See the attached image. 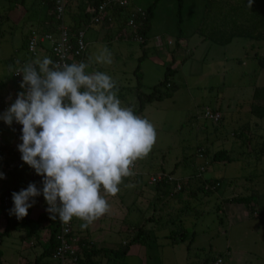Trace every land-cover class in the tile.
Listing matches in <instances>:
<instances>
[{
	"label": "rangeland",
	"instance_id": "374dc122",
	"mask_svg": "<svg viewBox=\"0 0 264 264\" xmlns=\"http://www.w3.org/2000/svg\"><path fill=\"white\" fill-rule=\"evenodd\" d=\"M18 1L0 0V82L10 77L14 58H27L23 46L34 24L25 9L31 12L36 6L32 7L35 0H23L22 5ZM153 1L131 0L133 7L142 8ZM178 2L182 10L177 25ZM208 4L158 0L144 44L131 37L127 26L122 37L112 24L82 26L86 72L108 74L123 107L136 106L137 65L140 90L145 93L171 68L167 72L171 86L161 85L162 98L146 103L137 115L154 125L156 142L146 157L134 162L138 174L123 179L128 190L122 192L121 212L110 205L86 230L72 233L73 240L84 235L97 247L114 248L134 234L128 228L144 224L151 237L132 246L121 260L125 264H215L216 258L221 259L219 264H264V119L249 112L254 89L264 86V0H253L251 7L249 0ZM178 33L183 44L176 47ZM226 38L230 40L225 42ZM105 47L112 63H97L95 57ZM206 109L217 111L219 121L205 118ZM220 149L226 150L227 159L213 160L214 151ZM200 150L206 151L204 157H199ZM0 172L5 176L0 178L1 197L12 180L8 171ZM158 172H171L177 179L193 178L198 172L201 179H216L218 185L209 194L189 195L188 190L199 184L194 178L185 190L161 196L146 184L148 176ZM232 196L250 199L229 202ZM5 226L0 210V232ZM35 228L34 222L25 229L9 225L0 243V264H35L39 257V264H60L51 256H40L49 231L37 229L40 236L35 240L31 239ZM65 264L75 263L68 258Z\"/></svg>",
	"mask_w": 264,
	"mask_h": 264
},
{
	"label": "clouds",
	"instance_id": "9594fccd",
	"mask_svg": "<svg viewBox=\"0 0 264 264\" xmlns=\"http://www.w3.org/2000/svg\"><path fill=\"white\" fill-rule=\"evenodd\" d=\"M95 59L112 63L106 47ZM87 67L49 57L26 64L20 84L26 90L0 116L9 126L22 125L21 159L43 177L42 193L31 183L12 194L10 214L17 219L25 218L33 198L43 194L53 220L58 216L67 224L77 218L82 229L89 227L110 208L101 190L115 196L123 179L134 175V162L156 142L154 125L122 106L113 79L87 73Z\"/></svg>",
	"mask_w": 264,
	"mask_h": 264
},
{
	"label": "trees",
	"instance_id": "16d2710c",
	"mask_svg": "<svg viewBox=\"0 0 264 264\" xmlns=\"http://www.w3.org/2000/svg\"><path fill=\"white\" fill-rule=\"evenodd\" d=\"M102 0H70L69 3L66 5L65 9V22L67 26L70 28V30H76L78 28H82L84 25L88 24H98L100 22L111 25L116 27V31L119 33V36L122 37V33L124 31V27H128L127 21L128 17L131 13V10L133 9V4L131 0H129L128 4L125 6H115L110 7L105 10V13L98 23H92V17L96 14V9L98 5L101 3ZM39 6H43L44 8V22L45 26L43 29H39L41 32H51L52 34L56 35V26L57 21L55 20L54 15V3L53 0H38ZM213 2V0H207V4ZM18 4L22 5L23 0H19L17 2ZM158 3V0H154L150 5H148L146 8H142L144 12V16H137L135 20V31L138 35L142 37V40L139 41V43L144 44L146 41L149 31L151 30V23L153 20L154 10L156 7V4ZM210 4H208V10L210 9ZM181 4L178 2L176 7V13L178 16L177 25L178 22L181 20ZM255 26V25H253ZM130 29V27H128ZM38 29V28H37ZM264 29V28H263ZM255 30V29H253ZM131 37L133 38V32L130 29ZM29 35V33H28ZM27 35V37H28ZM26 37V38H27ZM254 35L251 36L253 38ZM183 37L180 33L176 35V47H178L179 40H182ZM230 40V38H229ZM228 38H226L224 41H229ZM138 42V41H137ZM26 45V40L24 44V49ZM45 51H48V49L45 47ZM84 57H86V50L84 52ZM262 66H264V61L261 62ZM171 68L168 66L165 70V77L158 82L157 84H154L151 87V90L147 93L140 90V78H141V72H139V66L137 65L134 69V74L136 75V106L131 108L134 112V114L139 115L142 112V109L144 105L148 102H151L153 100H160L162 96L164 95L163 92L159 90V87L161 85H165L166 87H170L171 84L167 82V72H169ZM3 99L0 97V100ZM249 112L250 114L254 115L257 118L264 119V86L262 87H256L252 93V99L249 104ZM221 118V116H220ZM219 118V119H220ZM219 119L217 121H219ZM213 121V120H212ZM264 144V141H263ZM12 150L11 153H13V160L9 165V173L11 175V186H7L3 189V193L0 197V210L3 211L4 218L6 220V226L3 229V231L0 232V243L3 234L8 233L9 225H16V226H23L21 228L25 229L29 226V224H32L30 220H27V216L23 219H17V217L10 219V210L13 202L12 194L17 191L18 186H23L24 184H31L33 182H36L37 179L42 180L41 184H43V177L38 175L34 169H29L28 171L25 169L26 167L29 168V165L23 162L21 159V152L19 150ZM2 147H0V158L2 155ZM201 157H204L206 155L205 150H200L199 154ZM223 157H226L227 159V152L226 150L220 149L214 151L212 158L213 160H220ZM161 174L171 175V172L165 173V172H158ZM155 174V173H154ZM200 174L197 172L196 175L191 177H185V178H174L175 180L173 182H167L165 178H162L161 180L155 182L152 186L155 188L156 192L161 193V196L164 193H168L170 197L175 195L178 192H181L185 190L186 185H189L190 180H198L199 184L196 185L193 189H187L189 195H195L198 191H203L205 194H209L216 190L218 181L216 179L211 180H203L201 179ZM174 177V176H173ZM175 181L179 182L180 189L174 190V183ZM40 184V183H39ZM147 184V181H146ZM148 185V184H147ZM7 198L6 204L3 203V198ZM250 197L249 196H232L228 199L229 202H235V203H248ZM48 207V205H47ZM46 207V208H47ZM38 221H45V230L49 231V235L47 238V243L43 246V250L40 254V256L46 255V256H53V253L56 248V240H55V233L57 231V220H53L51 218V215L46 213L44 211L41 213L36 223ZM38 224H37V228ZM34 229L31 232L36 231ZM132 231L134 234L132 236H128L122 242L119 246L114 248L109 247H97L94 242H92L90 239H88L86 236H79L76 240H74V246L75 251L74 255L71 257H68L72 263L75 264H108V262L115 261V264H125L121 260L128 254L129 249L131 246L141 243H147V240L151 237V232L144 228V224L139 226H133L132 228H128V232ZM74 230L70 232V235L72 237V233ZM184 232L181 233L179 238L181 240L184 239ZM104 259V260H103ZM218 258H216L217 260ZM40 257L35 259V264L40 263ZM215 260V264H216ZM0 261H1V251H0ZM114 264V263H113Z\"/></svg>",
	"mask_w": 264,
	"mask_h": 264
},
{
	"label": "built area",
	"instance_id": "2783aa9c",
	"mask_svg": "<svg viewBox=\"0 0 264 264\" xmlns=\"http://www.w3.org/2000/svg\"><path fill=\"white\" fill-rule=\"evenodd\" d=\"M70 0H53L54 3V15L57 21L56 35L51 32H41L37 29H31L29 35L26 38L27 58L20 60L16 67L12 71V84L9 86L8 93L0 100V115H3L12 103L15 102L17 94L25 91L20 84L23 80L22 70L26 64L34 63L35 60H39L40 52L48 49L50 58L54 62L60 64H73V63H85L84 52L86 50V42L84 40V31L82 28L76 30H70L65 22V9ZM129 0H102L96 9V14L92 17V23H98L102 19L105 10L115 6H125ZM137 16H144L143 9L140 7H133L128 17L127 25L133 32V39L135 41H141L142 37L135 31V20ZM203 116L209 120L217 121L220 118V114L217 111L206 109L203 112ZM19 123L13 121V126L18 127ZM201 157V155H199ZM135 165L132 168L134 175L125 177V179L136 176L138 173L135 171ZM202 170V168H200ZM165 178L167 182H173L175 179L171 175L156 173L150 174L147 178V184L152 185L155 182ZM180 184L175 181L174 190H179ZM7 198H3V203L6 204ZM49 207V205H48ZM47 207V208H48ZM45 209L46 213L49 214ZM57 231L55 233L56 248L52 258L60 261V264H65L68 257L74 255L75 246L74 240L70 235L73 229L72 221L70 223H63L57 216ZM221 259L216 260V264H219Z\"/></svg>",
	"mask_w": 264,
	"mask_h": 264
},
{
	"label": "crops",
	"instance_id": "0c3cea01",
	"mask_svg": "<svg viewBox=\"0 0 264 264\" xmlns=\"http://www.w3.org/2000/svg\"><path fill=\"white\" fill-rule=\"evenodd\" d=\"M34 5L36 6V9H33V11H31V12H29V10L27 8L25 9L26 10L25 13L27 15V19H29L31 21V23L34 24V25L31 26L32 28H30L29 31L31 29H37V28H38L37 30L43 29L44 26H45V22H44V19H45L44 18V14L45 13H44L43 6H39L38 0H35L34 2L32 1V7ZM14 6H15V4L13 3V5L9 6V8H13ZM14 9L12 10L13 13H14ZM20 10H22V8H20ZM18 12H20V11H18ZM22 14H23V11H22ZM33 14L35 15V17H34ZM16 19H17V17L15 16V19H14L15 22L17 21ZM14 20L11 22L12 24L14 23ZM29 31H28V33H29ZM28 33H27V35H28ZM181 44H183V41L179 40L178 46L181 45ZM23 48H24V46H23ZM25 56H21L18 59L14 58L13 69L16 67L17 63L20 60L24 59ZM45 57H49L50 58L48 51L43 50L42 52H40L39 60H43V58H45ZM13 69H12V71H13ZM12 71H11V74H10L9 78H7V79L4 78L0 82L1 83L0 97H2V98H4V96L8 93L9 86L12 84V78H11ZM21 136H22V125L21 124H19L18 127H14L13 124L11 126H9L8 124H6L4 122L3 119H0V147H2V150H3L1 158H0V169L1 170H6V171L9 172V165H10V163L12 162V160L14 158L13 153H11L12 150L10 151L9 149L18 150V145L22 143V140L20 139ZM25 169L28 171L29 169H33V168L29 166V168L26 167ZM36 179H37V181L33 182V183L36 184L37 188L40 189L41 193H42V189H43V184H41L42 180H39V178H36ZM28 186H29V184H24L23 186H18L16 192H19L22 189H26ZM127 190H128V188L126 186V182L124 184L121 183L120 186H119V192H120L119 193V196H120V202L119 203H117V201L114 200L115 196H118L117 195L118 193L115 196H110V195L104 193L103 190H101V194L104 195L105 198L108 200L109 205L116 207L118 209L117 211L121 212L120 208L122 206V198H123V193L122 192L124 191L125 194H126ZM33 199L35 200V203L28 210L27 220H30L31 223L32 222L36 223L38 216L45 211V209H46L48 204L46 203L43 194H41L40 196L35 197ZM13 208H14V204H12V206H11V209H13ZM15 217L16 216L14 214H10V219L15 218ZM37 224H38L39 229L40 228L41 229H43V228L46 229L45 228V225H46L45 221H38V223H36V225ZM72 224H73L72 226H73V230L74 231H82V230L84 231V230L87 229V228H84V229L81 228V224L82 223H80V220L77 219V218H73ZM18 227H20V226H18ZM21 227H23V226H21ZM39 236L40 235H38L36 233V231H34L32 233L31 239H32V237H34L35 240H36V239H38ZM30 243L34 244L31 241H30ZM131 250H132V246L130 247L128 254L131 252Z\"/></svg>",
	"mask_w": 264,
	"mask_h": 264
}]
</instances>
